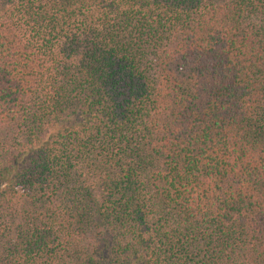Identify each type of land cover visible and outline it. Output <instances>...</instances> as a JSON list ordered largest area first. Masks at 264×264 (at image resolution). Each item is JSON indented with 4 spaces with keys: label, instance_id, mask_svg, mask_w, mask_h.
Returning <instances> with one entry per match:
<instances>
[{
    "label": "trees",
    "instance_id": "trees-1",
    "mask_svg": "<svg viewBox=\"0 0 264 264\" xmlns=\"http://www.w3.org/2000/svg\"><path fill=\"white\" fill-rule=\"evenodd\" d=\"M0 264H264V0H0Z\"/></svg>",
    "mask_w": 264,
    "mask_h": 264
}]
</instances>
